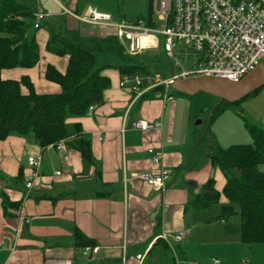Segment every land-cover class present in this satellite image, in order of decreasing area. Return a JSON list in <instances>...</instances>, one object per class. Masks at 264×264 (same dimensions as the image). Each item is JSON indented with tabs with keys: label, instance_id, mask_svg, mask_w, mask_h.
I'll return each instance as SVG.
<instances>
[{
	"label": "crops",
	"instance_id": "1",
	"mask_svg": "<svg viewBox=\"0 0 264 264\" xmlns=\"http://www.w3.org/2000/svg\"><path fill=\"white\" fill-rule=\"evenodd\" d=\"M50 1L53 4L46 5L51 11L61 9L56 15L62 18L58 29L82 39L113 35L115 29L81 24L63 14L65 5L77 15L94 8L110 15L113 23H120L112 15L111 0H98L97 5L84 0ZM123 1L131 4L142 0ZM41 13L49 15L45 10ZM47 37L41 29L36 33L42 59L34 69L3 72L0 79H18L27 73L36 93H58V86L45 81L44 70L51 64L64 72L67 60L44 52ZM154 48L157 46L150 49ZM179 97L175 99L171 94L167 99L134 100L130 90L113 79L101 105L94 106L85 117L68 121L81 125L90 141L94 164L82 163L75 151L61 154L51 146L42 149L30 137L11 136L0 142V264H152L154 258L153 264H164L163 247L153 245L162 236H166L176 264H202L205 252L223 249V237L215 234V240H208L209 234L218 229L213 233L202 229L203 225L211 226L217 217L198 218L201 211L185 210L208 179L216 181L218 190L224 180L208 162L210 153L206 148L219 147L216 139L208 138V147L201 150L205 156L197 158L208 131L203 121L193 124L201 117L202 107H197L194 96ZM137 121L159 122L161 127L133 130L132 124ZM149 149L161 154L160 164L151 162ZM29 157L41 158L36 169L28 164ZM162 167L172 170L164 192L136 178L141 172L156 176ZM29 181L30 189L26 187ZM47 197L60 198L53 202ZM4 198L19 204L17 210H8L13 215H3ZM218 222V227L226 225ZM74 230L92 240L98 252L83 256V248L73 246ZM181 233L185 237L175 242L173 236ZM169 237L179 250L183 248L180 255L170 246ZM148 248L156 255L149 261ZM137 254L143 256L141 260L136 259Z\"/></svg>",
	"mask_w": 264,
	"mask_h": 264
},
{
	"label": "trees",
	"instance_id": "2",
	"mask_svg": "<svg viewBox=\"0 0 264 264\" xmlns=\"http://www.w3.org/2000/svg\"><path fill=\"white\" fill-rule=\"evenodd\" d=\"M152 2L153 0H149L148 17L139 18L138 21L144 22L146 26L157 27ZM37 3L38 0H0V74L18 69L30 71L42 59L36 33L43 25L41 23L37 29L33 27L35 14L32 5ZM30 27H33V33L29 32ZM47 33L44 52L67 60L64 72L51 64H47L44 70L45 81L58 86L59 92L36 93L27 73L18 79H0V142L11 136L30 137L44 149L48 146L55 148L63 141L66 152L75 151L82 163L94 164L90 141L83 135L81 125L68 123V120L85 117L90 107L101 105L104 92L110 86V80L101 74L104 67H96L94 54L111 52L125 57L126 60L132 56H124L123 46L116 39L115 33L86 38L89 45L74 43L63 37L59 31L49 30ZM119 71L121 76L152 75L139 63L121 66ZM162 76L165 77L166 74ZM146 99L156 98L151 93L142 96L140 101ZM228 104L222 101L211 109L207 129L225 111ZM244 126L251 138L250 144L217 147L209 154V165L222 174L223 186L218 190L216 181L213 178L208 179L185 210L197 212L219 205L217 221H228L237 206L240 217L239 239L242 244L250 246L264 244V172L259 169L264 166V131L246 120ZM59 198L47 197L53 202ZM18 206V203H11L4 198L3 215H13L8 210H17ZM155 244L161 245L165 251L167 261L164 258V264H176L166 242L158 239L153 245ZM94 245L80 231H73L74 247L94 248ZM151 252L152 249L148 251L150 254ZM152 255L156 257L155 254L150 256Z\"/></svg>",
	"mask_w": 264,
	"mask_h": 264
},
{
	"label": "built area",
	"instance_id": "3",
	"mask_svg": "<svg viewBox=\"0 0 264 264\" xmlns=\"http://www.w3.org/2000/svg\"><path fill=\"white\" fill-rule=\"evenodd\" d=\"M152 4L157 27L146 26L142 21L133 24L113 23L110 15L98 12L94 8H87L85 12L77 15L62 7L64 15L74 17L81 24L113 26L118 42L122 46L124 40L129 43L127 53L130 56H137L154 45L157 46L156 35L163 37V51L173 60L165 77L125 75L121 78L120 85L130 87L134 100L151 93L156 99H167L171 84L176 80L215 77L239 81L259 64H264V0H153ZM48 17L49 15L45 13L35 15L34 29L39 28L42 21ZM143 38L147 40L144 44ZM178 43H183L194 53L187 55L193 56L188 68L182 67L176 57ZM176 68L180 70L176 71ZM92 110L93 107H90L88 114ZM160 127L159 122L137 121L132 124L133 130L137 131ZM55 149L61 154L66 152L63 141H60ZM148 154L154 165L161 163V154L152 149L148 150ZM40 162L41 158H28V164L34 169ZM171 176L172 170L162 167L156 176L141 172L136 178L152 189L164 192L165 183ZM26 187L30 189L32 182L29 181ZM184 237V233L173 236L175 242H180ZM161 239L166 242V236H162ZM98 250L83 248L82 255L88 257L90 254H96ZM135 257L141 260L143 256L137 254ZM218 263L213 261V264Z\"/></svg>",
	"mask_w": 264,
	"mask_h": 264
},
{
	"label": "rangeland",
	"instance_id": "4",
	"mask_svg": "<svg viewBox=\"0 0 264 264\" xmlns=\"http://www.w3.org/2000/svg\"><path fill=\"white\" fill-rule=\"evenodd\" d=\"M59 1V0H58ZM85 3L90 5H97L98 0H84ZM111 0L112 3V15L115 20L118 22H125L128 24H133L138 21L139 18L146 19L148 17L149 11V0H142L139 3H125L123 0H116L115 2ZM106 2V1H104ZM46 3L53 4L50 0H40L36 5H32L33 11L35 15L41 13L43 10L47 11L50 15L49 19H45L42 21L41 30L44 32H48L49 30L55 32H61L63 37L73 41L74 43H84L89 45L90 42L86 39H82L79 36L77 37L75 33H68L58 30L59 24L62 22V18L56 17L57 13L61 11V9H57L55 7L51 11ZM106 3H109L108 1ZM63 4V3H62ZM65 5V4H64ZM68 9V7L65 5ZM156 21V16H154ZM29 32L33 33V27L29 28ZM158 40L157 48L145 50L138 54L137 56H132L129 60H126L125 57L122 58L116 53L111 52H103V53H95L96 67H104L101 71V74L107 77L110 80V83L113 79H117L118 85H120V81L122 76L120 75L119 67L121 66H132L134 64H141L143 67H146L152 75H164L165 72L170 69L173 60L166 56L163 51V37L161 35H156ZM129 43L127 41H123V49L124 56L129 55L127 53V48ZM177 50L175 51L176 57L181 63L182 67L188 68L192 61L194 53L187 49V47L183 43L177 44ZM188 50V51H187ZM127 58V57H126ZM179 71V68L175 69ZM120 76V78H119ZM163 77V76H162ZM121 86V85H120ZM126 90H130V87H122ZM131 93V90H130ZM172 93V97L175 99H180L172 89L169 90V95ZM186 99V97H184ZM192 98L196 99L197 107H202L203 113L201 117L193 121V124L199 121H203L204 125L207 124V121L210 116L211 109L219 104L218 99L214 98L211 95L200 93ZM192 100V99H191ZM70 120V119H69ZM68 120V121H69ZM252 125H256L260 129L264 131V86L255 94L251 96H247L243 100L238 103L228 104L225 107V111L218 116L214 122L210 125L204 141L200 147V150L197 153V158L200 159L205 156V152L201 151L208 147L209 139L212 137L217 140V146L221 148H227L231 145H245L251 143V138L244 126V121ZM207 152L212 153L215 150V147L206 148ZM260 171L264 172V166H260ZM198 218H206V217H218L220 214V206H213L208 210H203L201 213H197ZM226 225L222 227H218L216 225L219 223L217 218H214L213 224L211 226L203 225L202 229L206 230L208 233H213V230H217L214 234H209L208 240H215V234L217 237H223L224 246L223 249L218 250L216 252L204 253L202 257V264H211L213 260L221 261L223 264H264V244H254V245H244L240 242L239 239V231H240V217H239V209L237 206L234 207V214L228 221H224ZM222 229H224L225 235L222 234ZM212 230V231H211ZM204 232V231H203ZM222 239L219 241L221 242ZM168 242L170 246H172L173 250L176 254L180 255L183 252V248L181 250L178 249V245L173 242V239L168 238ZM240 242V243H239ZM182 244H180L181 246ZM253 248V249H249ZM252 250H256L252 253ZM144 249L141 250L144 253ZM252 253V254H251ZM153 256V255H152ZM152 256H147L146 260L149 261L152 259ZM197 258L199 257L196 256ZM155 258L153 259V261ZM152 261V264H153ZM145 264V263H144Z\"/></svg>",
	"mask_w": 264,
	"mask_h": 264
},
{
	"label": "water",
	"instance_id": "5",
	"mask_svg": "<svg viewBox=\"0 0 264 264\" xmlns=\"http://www.w3.org/2000/svg\"><path fill=\"white\" fill-rule=\"evenodd\" d=\"M172 74L170 73V75ZM263 86L264 64L261 63L239 81L215 77H197L182 81L176 80L171 84V89L188 97L203 93L218 99L219 103L225 101L229 104H234Z\"/></svg>",
	"mask_w": 264,
	"mask_h": 264
},
{
	"label": "bare ground",
	"instance_id": "6",
	"mask_svg": "<svg viewBox=\"0 0 264 264\" xmlns=\"http://www.w3.org/2000/svg\"><path fill=\"white\" fill-rule=\"evenodd\" d=\"M145 42H147V40L145 38H143L142 43L144 44Z\"/></svg>",
	"mask_w": 264,
	"mask_h": 264
}]
</instances>
